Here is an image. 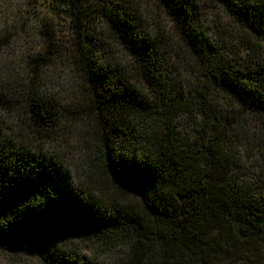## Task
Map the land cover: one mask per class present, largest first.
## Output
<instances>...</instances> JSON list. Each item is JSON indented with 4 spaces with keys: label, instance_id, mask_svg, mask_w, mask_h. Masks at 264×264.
Instances as JSON below:
<instances>
[{
    "label": "trees",
    "instance_id": "16d2710c",
    "mask_svg": "<svg viewBox=\"0 0 264 264\" xmlns=\"http://www.w3.org/2000/svg\"><path fill=\"white\" fill-rule=\"evenodd\" d=\"M52 1L64 35L42 0H0V246L43 264L122 248L114 264H264V0Z\"/></svg>",
    "mask_w": 264,
    "mask_h": 264
},
{
    "label": "rangeland",
    "instance_id": "374dc122",
    "mask_svg": "<svg viewBox=\"0 0 264 264\" xmlns=\"http://www.w3.org/2000/svg\"><path fill=\"white\" fill-rule=\"evenodd\" d=\"M152 11V10H151ZM157 12V7L154 8L153 13ZM61 14H57L56 13V9H54V3L52 0H42L41 4H40V14L43 16H53L55 14H57L58 16L56 17L55 20V24L57 27V34L60 35H64L65 32H69L67 30L66 26V21H65V15L66 13L63 11H60ZM205 17L204 21L206 26L209 29V32H211V34L216 38V39H220L221 37V33L220 32H226L225 27L228 25V18L226 16V13L221 10L220 7H213L212 5H210L209 10L205 12ZM168 24V23H167ZM99 24H97V22H94V32H97L99 29ZM229 32V31H228ZM35 36L37 37V33L34 32ZM21 35V36H20ZM19 39L16 38V42H21L22 40H24V36L22 34H20ZM22 43L25 44L24 41H22ZM222 44L226 45L228 52L233 55V56H237V52H240V45L235 40H228V43L225 40H222ZM22 48L25 47V45L22 46V44H19ZM28 48H25V50H27ZM25 50H16L14 51V66H17L16 69H18L19 71H21L20 73V77L18 74V78L22 80V72H23V68L24 65L22 64V62L24 61H20L23 57L25 58ZM242 53L245 54V51H241ZM17 76V73H15ZM25 76H28L27 74ZM193 77H195V75H193ZM18 79V80H19ZM24 80H28L27 77H24ZM10 90H18L17 87L19 86V84L12 82L10 83ZM12 122H14L12 120ZM15 123V122H14ZM6 123H4V127ZM190 126L189 123H185V125H183L180 128V132L182 134V136H187L190 134ZM83 154L78 153L76 155V159H80L82 160L83 158ZM79 163V162H77ZM246 172H248V170H246ZM245 178V182L244 183H248L250 178L248 177V175H244ZM73 240H76L74 237H64L62 240H60V243H68V242H72ZM114 251V252H113ZM92 252L89 251V249H85L84 250V255L85 256H90ZM100 262H102V264L104 263H110V264H114V263H118V262H123V260L126 259L127 255H129V253L127 252V250L125 249H116V250H112V251H107V252H103L100 254ZM0 264H43V262L41 261V258L39 256L38 253V249L36 246L31 245V244H26V245H21V246H0Z\"/></svg>",
    "mask_w": 264,
    "mask_h": 264
}]
</instances>
